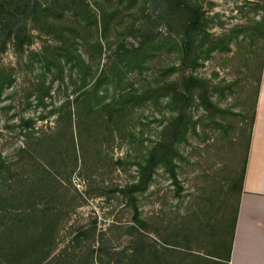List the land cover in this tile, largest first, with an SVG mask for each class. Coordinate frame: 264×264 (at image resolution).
Masks as SVG:
<instances>
[{
	"label": "rangeland",
	"instance_id": "rangeland-1",
	"mask_svg": "<svg viewBox=\"0 0 264 264\" xmlns=\"http://www.w3.org/2000/svg\"><path fill=\"white\" fill-rule=\"evenodd\" d=\"M38 1L46 7L53 3V0ZM196 1L206 12L207 31L214 39L264 15V0ZM88 2L100 25L110 22L107 33L110 45L105 39L103 56L97 61L89 58L92 51L87 50L84 39L79 38L77 49L86 60L85 64L92 66L89 70L82 65L87 81L93 74L99 76L107 71L108 79L101 88L106 101H112L113 97L127 90L140 93L167 78L166 71H171L169 79L179 80L181 61L174 50L159 51L142 67L128 69V56H124V50L137 47L146 32L141 30L134 36L117 37L116 29L136 22L137 17H141L139 25L148 23L137 5L127 8L126 2L97 0L104 8L103 13L92 1ZM164 7L150 2L146 11L157 26L151 29L152 33L161 34V39L169 34V27L166 21L157 22L155 19L162 14ZM79 20L83 23L81 18ZM29 27L33 43L25 46L23 51L17 49L11 40L2 44L5 38L0 34V75L8 79L0 91V199H3L0 217L22 214L27 210L21 193L33 189L31 180L36 166L30 155L37 157L47 165H53L49 168L52 167L54 179L47 186L52 196L38 200L36 208L43 211L50 207L61 219L54 252L42 264H60L66 258V251L76 256L73 261L79 262L93 247L103 249V262L98 264H111L113 257L106 252H122L129 248L132 236L128 231L134 225L133 206L119 189L138 179L136 158L160 140V131L170 112L165 109L164 100L159 105L153 100L134 104L120 130L114 124L104 123L99 115L90 119L83 117L79 126L76 124L78 119L74 118L76 125L72 138L67 124L62 123L64 121L58 123V119L62 113L65 115L67 102L83 91L79 89L83 75L80 72L78 76L79 69L73 70L66 65L63 75L55 79L56 70L54 66L50 71L45 67L43 55L46 48L60 47L59 30L56 34H46L38 22H31ZM88 31L83 37L94 42V33ZM120 45H123L121 49ZM208 47L205 44L201 48L203 57L195 74L212 89L215 106L210 112L197 106L190 110L195 119L204 122L198 128V134L191 136L181 147L186 160L178 161L180 185H175L170 174L161 168L148 189L137 195L141 217L149 223L145 234L160 244L164 238L176 233L182 241L193 229L190 227L191 213L197 212L200 226L194 228L195 236L190 239L194 252L200 254L214 248L215 239L212 241L213 237H208L210 225L217 228L225 216L233 214L237 204V194L230 192L227 179L236 158L239 127L247 128V122L241 124L240 115L243 109L252 106L258 75L256 64L250 63L253 58L251 49L254 48H249L248 41L232 44L231 52L217 51L211 58H205L204 51ZM260 48L261 45L255 48L256 56H260ZM117 64L118 75L112 68ZM42 83L51 87V94L45 95L44 101L40 102ZM209 116L217 124L213 126L206 122ZM111 130L115 131V139ZM75 153L77 164L73 158ZM40 227L35 226V231L38 232Z\"/></svg>",
	"mask_w": 264,
	"mask_h": 264
},
{
	"label": "trees",
	"instance_id": "trees-1",
	"mask_svg": "<svg viewBox=\"0 0 264 264\" xmlns=\"http://www.w3.org/2000/svg\"><path fill=\"white\" fill-rule=\"evenodd\" d=\"M91 1L98 6L100 11L104 10L96 2L97 0ZM118 2H126L127 8L137 5V8L142 11V17L144 16L148 21L145 26L139 25L141 17H137L138 22H131L122 29H116L117 37L134 36L141 30L146 32L137 47L124 50V56H128V69L132 70L136 66L142 67L148 58L159 51L165 49L171 52L174 50L179 54L181 61L180 73L182 75L179 80L169 79L171 71H166L167 78L154 86L146 87L140 93L136 90L123 91L117 97H113L112 101H106V96L101 94V88L104 81L106 82L108 79L107 71H103L99 76L98 73H95L91 80L87 81L83 66L89 70L92 66L85 64L86 60L81 51L77 49L79 38L84 39L87 50L92 51L89 58H92L93 61L100 60L110 28V22L104 26L100 25L98 16L89 9L88 0H53V3L47 7L42 6L38 0H0V34L5 38L2 44L6 45L7 41L11 40L14 46L22 51L25 46L31 45L33 43V35L29 27L31 22H38L42 27L41 30L46 31V34H56L59 30L60 47L51 50L46 48L43 59L45 67L49 71L52 69L51 66H54L55 79L63 75L66 65L71 66L73 70L79 69L78 76L80 72L83 75L81 77L82 84L79 87L83 91L73 101L67 102L65 115L60 113L62 117L58 119L60 121L58 123L64 121L62 123L67 124L66 128L72 138L74 125L79 126V122H83V117L90 119L99 115L104 123L114 124L117 126V130H120L123 121L130 112V107L147 100H153L155 105H159L160 101L164 100L165 109L170 112L168 121L160 131V140L136 158L138 179L125 188L119 189V192L127 197L133 206L134 225L128 231L131 234L130 237L132 236L129 248L122 252H106L107 255L113 257L111 264H229L237 224L238 203L245 180L257 100L264 70V15L246 26H237L230 33L214 39L207 31L206 12L196 0H118ZM150 2L157 6H165L162 14L155 19L157 22L166 21L168 24L169 34L163 39L160 38L161 34L152 33V30L157 26L154 24L151 14H146ZM68 13H70L69 16ZM72 17L75 18L74 21L71 20ZM80 18L83 23L79 20ZM149 20L150 22L153 20L151 24ZM92 26L93 29L90 30ZM87 30L89 33H94V42L83 37V33ZM245 41H248L250 49L254 48V50L251 49L253 58L250 63L256 64L255 69L258 75L252 106L249 109H243L244 115H240L241 124L247 122V128L239 127L236 158L227 179L230 192H236L238 197L234 212L230 217L225 216L222 220L223 223L217 228L214 224L210 225L208 237L212 236V241L218 240L217 242L213 241L214 248L205 254L194 252L190 239L195 236L194 228L198 229L200 226L198 224L201 219L197 212L191 213L190 227L193 229L188 232V235L186 234L187 236L182 241L179 238V233H176L167 239L164 238L161 244L155 242L147 236V233L145 234L148 232L149 223L141 217L137 206V195L148 189L161 168L170 174L175 185H180L177 171L178 161L186 160L181 147L189 142L191 136L198 134V128L204 122L203 119H195L190 110L197 106L210 112L215 106L212 101V89L203 78L195 74L203 57L201 48L207 44L209 47L204 51L205 58H211L213 53L217 51L220 53L231 52L232 44L240 45ZM108 43L110 45V42ZM260 45L261 54L256 56L255 48L257 49ZM122 47L123 45H120L119 49ZM120 56L123 55L120 54ZM112 68L118 75V64ZM174 68L171 70L174 71ZM188 72L190 73L187 74ZM7 82L8 79L1 74L0 91L4 89ZM93 82L95 84L90 88L89 86ZM40 88L43 92L40 96V102H42L45 95L51 94V87L42 83ZM73 104L75 105L73 106ZM246 112L248 115L245 114ZM102 113H106V115ZM74 118L78 119L76 124ZM93 121L95 123V120ZM206 122L213 126L217 124V121H214L211 116L206 118ZM111 134L115 139L114 130H111ZM40 140L46 145H50L51 139L49 142L42 138ZM30 157L36 166L34 169L36 173L31 180L33 189L24 194L21 193L27 210L22 214L0 217V264H42L50 259L56 247L61 225L60 216L52 212L50 207L43 211L36 208L38 200H42L45 196H52V192L47 186L54 179L51 172L53 165L48 163L52 166L49 168V165L41 159L31 155ZM73 158L77 164L76 153ZM119 163L122 164V162ZM37 187L39 188L36 191ZM26 194L28 195L25 196ZM2 205L3 199H0V209ZM35 226H41L38 232L35 231ZM93 248H89L79 262L73 261L76 256L66 251L64 252L66 258L60 264L102 263L103 249Z\"/></svg>",
	"mask_w": 264,
	"mask_h": 264
},
{
	"label": "crops",
	"instance_id": "crops-1",
	"mask_svg": "<svg viewBox=\"0 0 264 264\" xmlns=\"http://www.w3.org/2000/svg\"><path fill=\"white\" fill-rule=\"evenodd\" d=\"M229 264H264V70Z\"/></svg>",
	"mask_w": 264,
	"mask_h": 264
}]
</instances>
